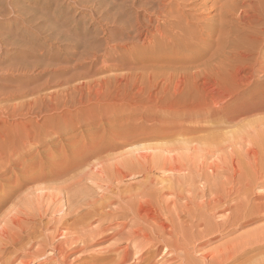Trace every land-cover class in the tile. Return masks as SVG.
I'll return each instance as SVG.
<instances>
[{
    "label": "rangeland",
    "instance_id": "374dc122",
    "mask_svg": "<svg viewBox=\"0 0 264 264\" xmlns=\"http://www.w3.org/2000/svg\"><path fill=\"white\" fill-rule=\"evenodd\" d=\"M0 1H3L2 2L3 5L0 2V8L1 7L5 8L6 6V5L4 6V4H6L5 0H0ZM62 1L63 0H57L56 1L57 3H54V0L52 1L50 0L51 6H49L45 10V12L47 11L49 12V13L47 12L48 16L51 14V17L49 16L50 20L52 17H55L58 14H60L58 16H60L63 19L64 17H66L67 12H68V16H67L68 18L66 17L63 20L60 19L59 21L60 24L59 22H57V23H54L53 25L55 26L59 25L60 27H64L65 30H68L66 31L67 33L70 31L69 32L70 35L72 33L71 37H69L70 35L66 34L65 30L63 31L65 32L64 34L62 32L63 30L62 28H61V31L58 30L59 27L57 26L58 28L56 27V31L54 33L55 37L57 38H55L54 35H52L48 31V27L50 28V26H52V22L50 23V22L43 21L44 22L43 23L41 21V25L39 21L33 22L34 24L32 23V25L31 23L29 24L26 22L21 23V21L11 22L9 21V19H11L10 15L8 16V15H5V13L4 14L1 13L0 17L1 16L2 17L0 18V89L1 91L3 90L2 92L6 91L7 93L5 92V95H0V104L12 105V103L15 104L17 102L20 103L24 100L26 101V99L30 100L33 98V96H36L37 94V92H34L33 90L36 86L43 87L41 91L42 95H46L48 93L50 94L53 91L59 90L61 86L56 83L59 77H54L52 81L48 84L45 83V80L48 76L58 72V69H57L58 67L55 69H52L51 71H47L43 73L41 76H39V71L41 70L39 67L37 68L35 67V69H32V70L30 68H34L36 64L41 65L44 62H49V60L52 62H55L59 58H62L63 57L62 54L64 55V53L62 52L63 49L61 48L67 47V44L69 45L70 41L71 43L72 42L74 43L75 41L78 42L79 51L82 50V48H84V45L88 46L90 43L93 44L94 42H97V43L104 42L103 36L102 34H100L101 30L98 29L99 24L91 19V15H90L91 7L90 6L92 7L97 6L98 8H100V10L102 8L101 11L108 10L113 15L115 13L117 15L122 16V15H126L127 14L126 12L130 13V11L132 10L135 11L136 8L134 7L137 6V1L139 0L137 1L136 0H131V1L130 0H111V1L103 0L104 2H102V0H83V1L82 0H69V1L64 0L63 2ZM179 1L182 3V5ZM85 2L87 3V5H85ZM99 2L104 4L103 5L104 7L99 6L98 5L100 4ZM166 2H168L167 4L170 6H177L174 8V11H178L179 9L181 11L189 12L191 14L196 15L197 17L198 16L200 18L202 17L203 19L201 18L202 20L201 23H208L211 21V18H213L214 15L218 14V11L220 10L219 6L224 2V0L223 1L222 0H204V1L203 0H167ZM175 2H177V4H175ZM70 3L72 4V6ZM30 5H33V2H30ZM69 5H70V9H69ZM54 7L55 8L57 7L58 10L55 9ZM156 7L157 6H153L150 8L152 9ZM55 10H57V12ZM86 13L88 14V16ZM177 15H180V14H177ZM70 17H73L72 18L73 20H71ZM78 18L80 21L78 20ZM12 19L14 18L12 17ZM76 20H78V22ZM175 20L176 19H174L173 17H170L171 22ZM45 22H46V25H45ZM25 23L26 25H24ZM48 23L51 25L48 26L47 25ZM37 27L38 28L40 27L41 29H37ZM111 28L114 29L115 27H111ZM72 30H74V32ZM44 31L47 33H44ZM39 32L41 33L43 32V33L39 34ZM214 32H216V30ZM48 33H50L51 35L50 34L47 35ZM56 33L60 35L58 36ZM52 36L54 38L53 40L45 41V37H52ZM206 36L214 37L215 35L213 33H208L206 34ZM3 39L5 40V42ZM194 43L195 42H193V44ZM210 43H211V46L214 45V40L210 41ZM64 44H65V47H64ZM60 51L62 53H60ZM211 51L212 49H207L206 56H209ZM116 55L120 56V55H124V53L118 51ZM40 60L41 61L45 60V61L41 62ZM62 62H63L62 66L70 65L69 60L68 61L62 60ZM88 66H89V63L86 64L87 68ZM218 68H216L214 72L208 71L207 77H206V79L208 80L205 83V85L207 86V89L205 85L203 86L201 85V88L198 93V90L194 89L195 90L194 91L192 90L193 88H190L188 86L189 90H191L190 98H193L195 102L200 101L201 99L203 101H200V102L205 103L206 101L207 103L210 99V98L208 99V97H210L211 95L210 91H212L213 87L215 86L218 89V93L221 90V92L219 93L220 96L218 98L217 105L215 104L206 105L205 104L204 106V111L206 110L208 114H212L214 110H215V113L211 117L207 118V120L197 121L199 116L190 114V116L188 117L180 116L179 121L176 120L174 122L178 126L192 128V130H190L189 132H184L181 135H179V137L177 136L179 139L181 140L182 139H199V141L197 140V141H193L192 143L189 142L186 144L183 143L184 144L183 145L179 143L178 140L173 139L172 137H168L167 139V137H162L161 135H158V134H153L155 136L147 135V137L146 136L144 137L143 135L145 134V132L147 133L155 132V130L164 132V125L171 124V122L164 119L166 115H163L164 113L162 112H161L162 115H158L154 118L150 117L151 115H154V113L156 114L159 112L158 111L159 109H157V107L155 106H150V107L142 106V107H139L138 112H133L134 105L123 104L121 107L118 108L119 112H116L114 114L112 110L111 111L108 110V111H105L103 117L102 116L95 117V115L93 116L89 112V117L87 118V122L85 121L86 118H82V124L75 127L74 130H71L68 133H63L60 136L51 134V136L47 137V139L44 140L42 144L34 146V149L31 151V153H25V154L18 153L17 156L15 155V157L11 158V162L8 160H5L4 164L1 162L0 163L2 164L0 165L1 167H3L4 165L10 166V164L14 162V160H12L13 158H17V157L22 158L20 160L21 163L20 162L13 163L10 166V168L7 170V172L6 173L3 172L2 176L0 177V183H2V181L6 182V184L0 190L1 191L0 192V224H3V221H4L1 219L8 217L7 213L9 210H11V208L15 209V207H17L16 205H18L17 207L18 209L19 206H21L22 201L26 200L25 202H29L28 206L22 207L23 210L22 212L21 211L18 212L19 214L16 213L18 215H21L20 217H21L22 224L28 223L29 224L28 226H30L31 223L29 222L32 221L31 219V217L33 216L32 214H34V212H37V210L40 209L39 211L42 210L44 211V213H46L43 218L45 223L49 222V220H52V222L56 221V224L54 223L52 225L51 223L50 228L46 230L47 233L52 234V232H55L56 230L55 225H57V219H61L62 216L65 214V212L68 211V207L66 203L69 204V201H71L70 204H77L78 202H80V200H84L86 197H89V200H94V197H95V200H98L99 202L100 196H101L100 193L101 194L106 193L107 195V194H111L109 192H115L116 189H114L113 186L116 187V183H117V185L120 188V191L122 192V195L125 196L124 199H120V201H116L111 205V207L109 208L110 214L108 217H105V216L100 217L99 215L97 217H93L92 218L93 220L90 219L89 221L91 222V225H90L91 227L89 228L96 229L98 226H100V228L115 229L120 225L121 227L124 226L122 229L127 230V231L131 230L130 228H132V230L133 228L141 229V232H143V234H141L142 236L144 234H149V233H152L154 235H156L155 233L161 234L162 233L161 226H166L168 230L170 231L172 230L171 238H170V235H167V234H165L167 238L165 237L160 238V237L154 236L152 240H146L140 236L141 238L137 237L135 238L133 242L129 241L130 242L129 243L125 237H121V238L118 237L119 239L115 241L114 238L101 239L97 237L96 239H94V236H93L91 237L92 239L89 237V244L91 241L94 244L91 242V244L85 249H81L78 247L75 250L72 249V252L69 253L68 258H67V264H91V263L101 264L107 261L115 262L117 260L116 250L115 252L112 253V255L110 254V256L107 257L109 260L106 258L107 260L101 261L99 259L94 260L93 258L94 257L93 255L97 254L98 252L101 253L102 255H106L104 254V248L110 246L112 243H114L112 246L116 247L118 251H122L121 247H125V245L129 247L128 252L130 254H128L127 256V261H126L127 263L125 262L124 264H133L134 262H136L135 261L137 260L136 256L138 257V255L142 252L143 247L144 246L147 247L148 244L151 245L155 243H156V246H158L160 249L162 247L163 250L165 251L167 250L166 252L168 253L166 254V252L164 251L165 255L164 253L163 255L161 254L163 259L162 257L161 258L156 257L158 259L157 261H159V264L160 263L162 264V262L165 263V260L167 261L168 258L172 259L170 262H173V263L169 262L170 264H264V217L256 218L253 215H251L250 220H248L247 218L248 222L243 224L242 226L241 225L239 226L230 225L229 226L230 224L229 222L232 221L231 219H233L238 209L236 208L237 204H239L238 206H241L239 208H243V211L249 214L251 212V209H253L252 204L258 201L256 199L260 197H264V177L256 180L257 176L259 175V172L264 171V137H263L264 136V85L261 84V85H258V87L255 86L254 84H251L250 86H245V85L236 86L234 85L236 81L232 79L233 76L227 73L226 68L224 67H218ZM125 72H126L125 69H119V70H115L114 72L108 71L104 73H98L97 75H99L100 77V76H107L109 74H114V73L123 74ZM97 75H95L92 78L97 77ZM255 77L256 79H259V78L263 79L264 75H262L260 72H256ZM212 78L213 79L215 78L216 80H218L217 85L214 86V82L212 81ZM82 80L88 81L89 76L78 78V80H76L75 82L79 83V82H82ZM211 84H213V86ZM204 86H205V89H203ZM224 86H227V87H224ZM208 87L212 88V90L209 89ZM208 89L210 91H208ZM199 96H201L202 98ZM103 105L104 104L93 103L91 105V108H93L94 111L96 110L100 111L102 110L101 108L103 107ZM87 108L89 107H80L79 110L78 109H76V111L73 110L72 114L74 117L79 118L83 114L82 110H85ZM109 115H112V117ZM50 116L52 117L51 114L44 115L43 118L39 121V123L42 124L45 118L50 117ZM37 119L38 117L36 116H27L25 118V120H32V121H35ZM150 120H158V121L163 120V122L161 121L162 123L160 122L156 125H153L151 124L152 121ZM200 122L201 124H203V127L207 129L205 130V133L203 130H199L197 128L192 127L193 125L198 124ZM138 123H141L142 125H144V127L143 126L139 128L134 127L136 128L134 130L135 131L134 134L135 136H137V138L129 137L128 138L129 141L127 142L118 141L116 138L112 139L111 132H116V131L122 132L123 130L124 131L129 130L128 125L133 126ZM56 124L57 123L55 122L54 125ZM146 126H149V128L147 129ZM242 129L243 131L245 130L244 133ZM235 131L237 132L235 133ZM212 132L216 133L215 136ZM139 135H142L143 137L141 138V136L139 137ZM161 137L166 142L162 141L163 139ZM33 138L35 140L34 139H31V140L34 143L36 142L37 139L36 137H33ZM251 138L252 139L254 138V139L252 140ZM104 139L108 140V144L106 147H102L100 144V141ZM213 139H216L217 141V143H215V147L216 148L219 147V148H217V150L215 149L214 153H211L209 150L213 147L212 146ZM114 141L118 142L119 144L117 146H113L112 142ZM233 142L234 144L232 145ZM242 142H243V145H242ZM73 144H76V145H73ZM74 150L75 152L78 151L77 156L79 157L77 158L75 156L76 158L72 160L71 164L73 165V167L68 169L65 172L64 178L62 177V180H60L61 177L57 179L58 182L63 181L64 179H68V180H71V179L79 180L80 179V181L70 191L59 192V186H57L58 183H55L56 185L53 184L54 180L56 179L54 175L52 178V179L55 178L54 180H52L51 178L49 179V177L45 179L43 178L41 179L37 177L43 171H45V169H48V170L50 169L51 170V171L49 170L50 173L51 172L55 173V171H58L59 168L58 169L55 168L54 167L55 164L54 166L51 167L52 169L48 168V163L50 162L53 163L56 160L54 162L56 163V165H58L59 162H61L60 165H63L65 163L64 161H66L67 159L65 157V153L71 152V151L74 152ZM81 150L83 151L85 150L84 153L86 152L88 153L87 155L83 153V156L85 155L84 156L85 158L82 156L83 151ZM79 151H81L80 152L81 154L79 153ZM219 151L220 153H217ZM139 153H147L149 156L148 163H151L154 165L152 173L150 174V179L152 180V182L150 181V183L154 184V185L152 184V186H155V189L156 188L159 189L165 186L166 184L169 185V183H171V180L175 176L176 177L174 179L176 180V184H177L176 188L172 190L171 192L166 191L167 193L166 192L160 193L158 192V190L157 192H152L154 188L153 190H150V192L143 193L141 192L140 188L144 187L146 183L149 184L148 183L149 180L145 181L146 180L145 171L138 173L135 170L125 171L123 173L122 178L120 180H115L113 183V181L110 179L111 169L115 168L116 165H118L119 167H123V166L130 165L133 162H137L138 159L143 160L141 157L137 156ZM170 153L172 156L170 155ZM205 155L207 156V158ZM214 157L216 161L215 159H213ZM79 158L83 160L84 164L81 163L82 161H80ZM77 160L79 161L78 162L79 164L75 162ZM74 162L79 166H76ZM98 164H100V166ZM176 164L181 168L180 170L181 172L178 171L174 177H171L172 172L168 170L169 165L175 166ZM94 165L97 168H95ZM86 166L89 168H87ZM163 168H165L166 170ZM29 169H33V175L29 177L21 176V180L17 182L16 177L19 175V172L21 173L22 171H25V170L27 171ZM211 169H214V170L210 171ZM215 169H216V172H215ZM85 170L86 172L88 171V173H86ZM7 176H8V179H7ZM32 177L36 178L37 180L36 179L34 180V178L32 179ZM5 179L8 181H5ZM151 184H149L148 186H150ZM198 186L200 187V191H199ZM111 189H114V190H111ZM131 196H133L134 198ZM129 198H131L132 200V201L130 200L131 201L130 203L128 202ZM182 210L184 213L182 212ZM83 212H85V209H82L81 213ZM172 213H174V215ZM11 214L12 213H9V215ZM166 215H167V218H166ZM140 218L143 220V222ZM34 219L36 221L39 220L37 216ZM132 219L134 220L132 221ZM136 222H139V223H136ZM226 222H227L226 226L220 225ZM131 223L133 227H130ZM213 226H214V229H217V231L212 234L204 235V233L206 234L209 230L213 229ZM8 227H11V226H8ZM60 232H63V231H60ZM198 236L200 238H198ZM63 238L64 236H62V234L57 235V237L53 241H51L53 244L48 245V246H46L47 243L45 241L43 242L44 243L43 245V243L40 242L41 241L40 238L36 239L37 241L33 243V247L30 249V251L32 250L34 252L31 251L29 253V250L28 252L21 250L19 251V254H15V256L13 255L12 260L8 264H51L53 260L51 257L55 255L57 258L59 256L58 251L55 252L53 247L61 243L63 241ZM163 243L168 244L169 248L164 249L165 247L163 246L164 245ZM197 243H200V246L197 247L196 246ZM37 246L40 247V248L38 247L39 250L45 249V253L43 254H41V252L36 253V251H38ZM6 249H2L3 250L2 254H3V257L5 258L10 257L12 255L11 250H13L14 248L6 247ZM73 250L75 252H73ZM137 250H139L140 252L139 251L137 252ZM227 250H230V252L228 251L229 254L227 253ZM174 252L175 254L171 255ZM220 252H223V254ZM225 253L227 255H225ZM155 255L158 256L159 254L154 253V256ZM222 256H225V257H222ZM228 256H231L230 257L231 260L227 258ZM114 257H115V260H112L114 259ZM218 257L219 258L222 257L220 258L222 260L220 259L218 260ZM223 258H226V259H223ZM0 264H1V261H0Z\"/></svg>",
    "mask_w": 264,
    "mask_h": 264
},
{
    "label": "bare ground",
    "instance_id": "6f19581e",
    "mask_svg": "<svg viewBox=\"0 0 264 264\" xmlns=\"http://www.w3.org/2000/svg\"><path fill=\"white\" fill-rule=\"evenodd\" d=\"M56 1L57 0H54V3H57ZM104 1L102 0V2H104ZM110 1H108V2H110ZM166 1L167 0H141V1L139 0V1H137V6L134 7V8H136L135 11L131 9L133 11V13H132V11H130V13H132V14H130L129 12H126L127 14L122 15V16L117 15L115 13L113 15L108 10L101 11L102 8L100 10V8H98L97 6L96 7L90 6L91 11L90 10L89 11H90L91 19L99 24V25L97 24L99 26V28L98 27L97 28L101 30V31L100 30L99 31H100V34H102V36H103L104 42L103 43L94 42L93 44L90 43L88 45L89 47L84 45V48H82V50L79 51L78 50V48H79L78 42L75 41L74 43L73 42L71 43V41H70V44L68 45L67 44L69 42V40H68V42L65 43V44H67V47H65V44H64L65 48H61V49H63L62 52L64 53V55L62 54V56H63L62 58H59L55 62H52L49 60V62H44L41 65L36 64L35 66L33 65L34 68H30L32 70V69H35V67L36 68L39 67L41 69L39 71V76H41L43 73H45L47 71H51L52 69H55L58 67L57 68L58 72L48 76L45 80V83L48 84L52 81V79L54 77H59L58 80L56 81V83L58 85H60L61 88L59 90L51 92L50 94L48 93L46 95H42L41 91H42L43 87L42 86H36L33 90H34V92H37V94H36V96H33L32 99H30V100L26 99V101L24 100L20 103H18V102L15 104L12 103V105L0 104V163L2 162L4 164L5 160H8L11 162V158L15 157V155L17 156L18 153H22V154L31 153V151L34 149V146L42 144L44 142V140L47 139V137L51 136V134L60 136L63 133H68L71 130H74L75 127L82 124V118H86L85 121L87 122V118L89 117V112L93 116L95 115V117H98V116L103 117L105 111H108V110H110V111L112 110V112L114 114L116 112H119L118 108L121 107L123 104L134 105L133 106V112H138L139 107H142V106H145V107L155 106V107H157V109H159L158 110L159 112L157 111L158 113H156V114L154 113V115H151L150 117L154 118V117H156L158 115H162V113H164L163 115H166V117L164 119L171 122V124H168V125L165 124L164 125V132H161L158 130H155V132H149V133L145 132V134L143 135L144 137L145 136L147 137V135L155 136L153 134H158V135H161L162 137H167V139H168V137H172L173 139L178 140L179 143H181V144H183V143L186 144L189 142L192 143L193 141H197V140L199 141V139H182V140L179 139L178 138L179 135H181L184 132H189L190 130H192V128H190V127L188 128V127H184V126H178L174 122L176 120L179 121L180 116L188 117V116H190V114L199 116L197 121L207 120V118L211 117L215 113V110L213 111V113L211 112L212 114H208V112L205 110L207 112V114H206V112L204 111V106H205V104L206 105L207 104L208 105H211V104L217 105V101H218V98L220 96L219 93L221 92V90L218 93V89L215 86L218 84V80H216L215 78L214 79L212 78V81L214 82L215 87H213V90H212V88L208 87L209 89L212 90V91H210L208 89V91L211 92L210 97H208V99L210 98L209 101L207 103L205 101V103H204V102H200V101H203L200 99V101L195 102L193 98H190L191 90H189L188 86L190 88H193L192 90H194V89L198 90V93H199L201 85L202 86L205 85L206 81L208 80V79H206L208 71L214 72V70H216V68H218V67L226 68L227 73L230 74L231 76H233L232 79H234L236 81L234 84L236 86L237 85L250 86L251 84H254L255 86L258 87V85H261V84L264 85V77H263V79H260V78L256 79V77H255L256 72H260L262 75H264V0H224V2L219 6L220 10L218 11V14L214 15L213 18H211V21L208 23H201L202 17L201 18L199 16L197 17L196 15L191 14L189 12L181 11L179 9H178V11H174V8L177 6H170L167 4L168 2H166ZM0 2L2 4L3 1H0ZM30 2H33V5H30ZM5 3H6V4H4V6L6 5L5 8L4 7L3 8L1 7L2 9L0 8V15H1V13H3V14L5 13V15H8V16L10 15L11 19H9V21H11V22L12 21H16V22L21 21V23H24V22L29 23V24L31 23V25L33 22H36V21H39L40 25H41V21L42 22L46 21V22H50V23L52 22V26H50V28L48 26L51 24L48 23L47 24L48 26H46V27H48V31L52 35H54L57 26L59 27L58 30L61 31V28L63 29L62 32L65 30L64 27H60L57 24H56L57 26H55L53 24L59 22L60 19L63 20L64 18H66L68 16V12H67L66 17L62 16V17H64L63 19L60 16H58V15H60V14H58L55 17H52L50 20L49 16L51 17V14L48 16L49 12L48 11H47L48 13L45 12V10L49 6H51L50 0H5ZM75 3H76V1H75ZM58 4H59V2H58ZM100 4H102V3H100ZM100 4H98V5L99 6L104 5V4H102V5H100ZM173 4H174V2H173ZM175 4H177V2H175ZM85 5H87L86 2H85ZM181 5H182V3H181ZM71 6H72V4H71ZM83 6H84V4H83ZM133 6H135V5H133ZM153 6H157V7L151 9L150 7H153ZM74 7H76V6H74ZM55 9H57V7ZM60 9H62V8H60ZM69 9H70V5H69ZM57 10H55V11L57 12ZM75 12H73V13H75ZM53 13H52V15H53ZM177 14H180V15H177ZM87 16H88V14H87ZM12 17L14 19H12ZM170 17H173L176 20L171 22ZM70 18H71V20H73L72 19L73 17H70ZM79 18H78V20H79ZM82 18H83V16H82ZM74 19H75V17H74ZM78 20H76V21L78 22ZM92 20H90V21H92ZM6 21H7V19H6ZM46 22H45V25H46ZM72 22H74V21H72ZM26 23L24 25H26ZM80 23H82V22H80ZM29 24H27V25H29ZM59 24H60V22H59ZM66 24H67V22H66ZM71 24H73V23H71ZM35 26H37V25H35ZM53 26H55V27H53ZM40 27L39 28L37 27V29H41ZM111 27H115L114 28L115 30L112 29ZM215 30H216V32H214ZM45 31H44V33H47ZM66 31H68V30H65V32ZM72 31L74 32V30H72ZM65 32H63V33L65 34ZM69 32L68 33L66 32V34L70 35ZM40 33L41 32H39V34ZM50 33H48L47 35H49ZM78 33H79V31H78ZM208 33H213L216 37L215 36L214 37H207L206 34H208ZM71 35H72V33H71ZM71 35L69 37H71ZM54 37H55V35H54ZM55 38H57V37H55ZM53 39H54L53 36L52 37H45V41H49V40H53ZM212 40H214V45L211 46L210 41H212ZM4 42H5V40H4ZM62 42H63V40H62ZM91 42H93V41H91ZM193 42H195V43L193 44ZM5 44H7V43H5ZM61 46H62V44H61ZM207 49H212L209 56H206V50ZM118 51L123 52L124 55H120V56L116 55V53ZM62 52L60 51V53H62ZM62 60H65V61L69 60L70 65L62 66L63 65ZM42 61H45V60H42ZM88 63H89V66L87 68L86 64H88ZM119 69H125L126 72L123 74H115L114 73V74H109L107 76H100V77H99V75H97L98 73H104V72H108V71L114 72L115 70H119ZM218 70H219V68H218ZM95 75H97V77L92 78ZM86 76H89L88 81L82 80V82H79V83L75 82L76 80H78V78H82V77H86ZM211 85L213 86V84H211ZM205 86H204V88L203 87L202 88L205 89ZM224 87H227V86H224ZM206 89H207V86H206ZM216 89H217V91H216ZM2 91L0 89V95H5L6 91H4V92H2ZM224 92H226V91H224ZM199 97H201V96H199ZM93 103L104 104L103 107L101 108L102 110L94 111V109L91 108V105ZM8 104H10V103H8ZM80 107H89V108L82 110L83 114L81 115V117H79V118L74 117L72 114V111L73 110L76 111V109L79 110ZM46 114H51L52 117L50 116V117L45 118L44 122L42 124H40L39 121ZM68 114H70V115H68ZM27 116H36V117H38V119L35 121L25 120V118ZM109 116L112 117V115H109ZM158 120H150V121H152L151 124H153V125H156V124L160 123L161 121L163 122V120H161V121H158ZM55 122L57 123L56 125H54ZM149 122H148V124H149ZM128 126H129V130H125V131L123 130L122 132L121 131L111 132L112 133L111 134L112 139L116 138L118 141L127 142V141H129V139H128L129 137H131V138L136 137L137 138V136H135V134H134V132H135L134 130L136 128H139L141 126L144 127V125H142L141 123L135 124L133 126L132 125H128ZM134 127H136V128H134ZM192 127L197 128L199 130H203L204 133H205V130H207L206 128L203 127V124H201V122L193 125ZM146 128L148 129L149 126H146ZM242 131H243V129H242ZM236 132L237 131H235V133ZM244 132H245V130L243 131V133ZM212 133L215 136L216 133L215 132H212ZM185 135H187V134H185ZM188 135H189V133H188ZM140 136H141V138L143 137L142 135H139V137ZM33 137H36V139H37L36 142H34V143L31 140V139H34ZM161 140H160V142H161ZM162 141H164V139ZM30 142H31V144H30ZM88 142H89V140H88ZM164 142H166V141H164ZM222 142H224V141H222ZM212 143H213V145H212L213 149L211 148L209 151L211 153H214V150L215 149L217 150V148H219V147H217V148L215 147V143H217L216 139H213ZM100 144L102 147H106L108 144V140H105V139L101 140ZM118 144L119 143L116 141L112 142L113 146H117ZM170 144H171V142H170ZM233 144H234V142L232 143V145ZM73 145H76V144H73ZM242 145H243V142H242ZM194 146H195V144H194ZM190 147H192V146H190ZM229 150H230V148H229ZM81 151H83V150H81ZM81 151H79V153ZM84 151L82 152V156H83ZM77 152L78 151L75 152V150H74V152L73 151L66 152L65 157L67 159H66V161H64L65 163L62 162V163H64L63 165H60L61 162H59V164L56 165V163H54L56 160L53 163H51V162L48 163V168H51L52 166H54V164H55V166H54L55 168H57V169L59 168V170L55 171V173L54 172L50 173V171H51L50 169H49L50 171L48 169H45V171H43L37 177L41 178V179L42 178L45 179V178L49 177V179L50 178L52 179L53 175H54V177H56V179L55 178H54L55 180L52 179V180H54L53 184L58 183L57 186H59V192L70 191L80 181V179L79 180L64 179L63 181H60V180H62V177L64 178L65 172L68 169L73 167L71 162L74 158L79 157V156H77ZM189 153H190V151H189ZM205 153H207V152H205ZM217 153H220V151ZM84 154L87 155L88 153L86 152ZM124 155H125V153H124ZM167 155H169V154H167ZM170 155H171V153H170ZM137 156L141 157L143 160L138 159L137 162H133L132 164L127 165V166H123V167H119L118 165H116L115 168L111 169L110 179L113 181V183L115 180H120L125 171H134L135 170L138 173L145 171L146 172V176H145L146 180L145 181L149 180L148 183L151 184L150 181L152 182V180L150 179V174L152 173L154 165L151 163H148L149 162L148 161L149 156L147 153H139ZM31 158H33V157H31ZM200 158H202V157H200ZM206 158H207V156H206ZM1 159H2V161H1ZM21 159L22 158H19V157L13 158L12 160H14V162H12L10 164V166L13 163L20 162ZM23 159H25V158H23ZM213 159H215V157ZM79 160L82 161L81 163H83L82 159L79 158ZM215 161H216V159H215ZM75 162L78 163L79 161L77 160ZM174 163H175V161H174ZM218 163H220V162H218ZM83 164H81V165H83ZM0 165H2V164H0ZM75 165L79 166L76 163H75ZM98 165L100 166V164H98ZM10 166H8V165L7 166L4 165L3 167L0 166V177L2 176L3 172L4 173L7 172V170L10 168ZM94 167H95V165H94ZM13 168H14V166H13ZM87 168H89V167H87ZM95 168H97V167H95ZM163 169H165V168H163ZM54 170H56V169H54ZM168 170L172 172L171 177H174L176 175V173L181 170V168L177 164L175 166L169 165ZM213 170L214 169H211L210 171H213ZM85 172H86V170H85ZM215 172H216V169H215ZM86 173H88V171ZM86 173H84V174H86ZM31 175H33V169H29L27 171L25 170V171H22L21 173L19 172V175L16 177L17 178L16 180H17V182H19L21 180V176H26V177L28 176L29 177ZM215 175H216V173H215ZM60 177H61V179L59 180L60 182H58L57 179ZM262 177H264V171L259 172V175L257 176L256 180H258L259 178H262ZM33 178L34 177H32V179ZM65 178H67V177H65ZM174 178L171 180V183H169V185L166 184L165 186H163L159 189H157V188L155 189V186H152L153 183L150 186H148L149 184L146 183L147 185L145 184L144 187L140 188L141 192H143V193L150 192V190H153V188H154V190L152 192H157V190L160 193H165L166 191L171 192L177 186L176 180ZM7 179H8V176H7ZM35 179L36 178H34V180ZM3 180H4V178H3ZM5 181H8V180L5 179ZM112 181H111V183H112ZM5 184H6V182H3V181H2V183H0V190ZM113 188L116 190H115V192H109L111 194L106 195V193H103V194L100 193L101 196H100L99 202H98V200H95V197H94V200H89V197H86L84 200H80V202L77 201L78 202L77 204H70L71 201H69V204L66 203V205L68 207V211L65 212V214L62 216L61 219H57V225H55L56 230H55V232H52V234L47 233L46 230L50 228L51 223H52V225L54 223L56 224V221L52 222V220H49V222L45 223L43 218H44V215L46 213H44V211L41 210L42 211L41 212V211H39L40 210L39 209V210H37V212H34V214H32L33 216L31 217L32 221L29 222V223H31V225L28 226L29 225L28 223L22 224L21 217H20L21 215H18L19 214L18 212H20V211L22 212V210H23L22 207H27L29 202H25L26 200H24V201H22L21 206H19L18 209H17L18 205H16L17 207H15V209L11 208V210H9L7 213L8 217L1 219L4 221H3V224H0V261H1V264H8L12 260L13 255L15 256V254H19V251H21V250H24L27 252L29 250V253H30L32 251V250L30 251V249L33 247V243L35 241H37L36 239L40 238V240H41L40 242H42V243L45 241L47 243L46 246L52 245L53 243L51 241H53L57 237V235H59V234H62V236H64V238H63V241L61 243H59L58 245L53 247L55 252L58 251L59 256L57 255L58 256L57 258L55 255L53 257H51L53 259L51 264H67V258H68L69 253L72 252V249L75 250L77 247L81 248V249L87 248L91 244V242H92L91 237H93V236H94V239H96L97 237L101 238V239H108V238L112 239V238H114L115 241H117L119 239L118 237H120V238L125 237L128 242L129 241L133 242L135 240V238L140 237L141 234H143V232H141V229L133 228V230H132V228H130L131 230L127 231V230L122 229L124 226L121 227L120 225L115 229H113V228H100V226H98L96 229L89 228V227H91L90 226L91 222L89 221L90 219L93 220L92 219L93 217H97L99 215H100V217L101 216L102 217L103 216L108 217L110 214L109 208L111 207V205L116 201H120V199H124L125 196L122 195V192L120 191V188L117 185V183H116V187L113 186ZM114 189H111V190H114ZM46 190H47V188H46ZM40 191H41V189H40ZM199 191H200V187H199ZM37 193H39V192H37ZM157 194H159V193H157ZM153 195H155V194H153ZM131 197H133V196H131ZM40 198H41V196H40ZM138 199H139V197H138ZM128 200H129L128 201L129 203L132 201L131 198H129ZM256 200H258V201L255 202ZM256 200L254 201L255 203L252 204L253 209H251V212L249 214L244 212L243 208H239L241 206H238L239 204H237L236 208H238V209H237L236 214L234 215L233 219H231L232 221L229 222L230 223L229 226L230 225H233V226L234 225H238V226L241 225L242 226L243 224L247 223L248 220H250L251 215H253L256 218L257 217L258 218L264 217V197H260ZM169 201H171V200H169ZM200 201H202V200H200ZM221 201H222V199H221ZM227 203H228V201H227ZM162 205H163V203H162ZM82 209H85V212L81 213ZM14 210H15V212H14ZM111 212H113V211H111ZM133 212H134V210H133ZM182 212H183V210H182ZM229 212H230V210H229ZM9 213H12V214L9 215ZM16 213H18V214H16ZM172 214L174 215V213H172ZM140 215H142V214H140ZM226 215H227V213H226ZM36 216L39 219L37 221L34 219ZM166 218H167V215H166ZM183 218H184V216H183ZM247 218H248V220H247ZM71 219H73V220H71ZM133 220L134 219H132V221ZM142 222H143V220H142ZM136 223H139V222H136ZM226 224H227V222L222 223L220 225L226 226ZM8 226H11V227H8ZM148 226H150V225H148ZM153 226H155V225H153ZM130 227H133L132 223L130 224ZM158 229H160V228H158ZM186 230H188V229H186ZM218 230H219V228H218ZM60 231H63V232H60ZM161 231H162L161 234L155 233L156 235H154L152 233H149V234H144L141 237L146 239V240H152L154 238V236L160 237V238H162V237L167 238V236H165V234H167V235H170V238H171L172 230L171 231L168 230V228L166 226H161ZM161 231H159V232H161ZM216 231H217V229H214V226H213V229L209 230L206 234L203 231L202 232L204 233V235H208V234H212ZM204 235H203V237H204ZM89 237L91 238L90 244H89ZM198 238H200V237L198 236ZM113 244L114 243H112L110 246L104 248V254H106V255H102L99 252L97 254H94L93 255L94 260H98V259L101 261L107 260L108 259L107 257H109L110 254L112 255V253L115 252V250H116L117 251V254H116L117 260L115 262H113V261L108 262L107 261V262L101 263V264H124L127 261L128 254H130L128 252L129 247L125 245V247H121L122 251H118L116 247L112 246ZM163 244H164L163 246L165 247L164 249L169 248L168 244H165V243H163ZM174 244H176V243H174ZM43 245H44V243H43ZM137 246H139V245H137ZM196 246L197 247L200 246V243H197ZM6 247H9V248L13 247L14 248L13 250H11L12 255L10 257H7V258L3 257V254H2L3 253L2 249H6ZM38 247L39 246H37V248ZM145 247L146 246L143 247L142 252L140 254L138 253L139 254L138 257L136 256L137 260H135L136 262H134L133 264H159V261H157L158 260L157 258H159V257L161 258L165 250H163L162 247L160 249L158 246H156V243L151 244V245L148 244V246L146 248ZM39 248H38V251H36V253L37 252L38 253L41 252V254L45 253V249L39 250ZM202 249H203V247H202ZM33 250H35V249H33ZM74 250H73V252H75ZM139 250H137V252ZM83 251H85V250H83ZM221 251H223V250H221ZM228 251L230 252V250H227V253H228ZM231 251H232V249H231ZM32 252H34V251H32ZM207 252H209V251H207ZM154 253H158L159 255H161V254L162 255L161 256H159V255L154 256ZM220 253L223 254V252H220ZM166 254H168V253L166 252ZM174 254H175V252L172 253L171 255H174ZM164 255H165V253H164ZM225 255H227V254L225 253ZM166 257H165V259H166ZM222 257H225V256H222ZM222 257H220V258H222ZM230 257L231 256H228L227 258L230 259ZM220 258L218 257V260ZM14 259H16V258H14ZM162 259H163V257H162ZM168 259H170V260H168ZM168 259H167V261L165 260V263L162 262V264H167L172 260L171 258H168ZM223 259H226V258H223ZM112 260H115V257ZM220 260H222V259H220ZM170 263H173V262H170Z\"/></svg>",
    "mask_w": 264,
    "mask_h": 264
}]
</instances>
